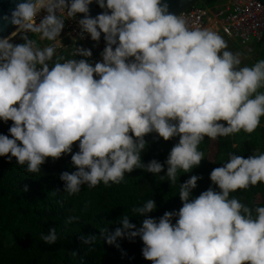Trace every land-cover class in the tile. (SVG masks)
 <instances>
[{
	"label": "clouds",
	"instance_id": "clouds-1",
	"mask_svg": "<svg viewBox=\"0 0 264 264\" xmlns=\"http://www.w3.org/2000/svg\"><path fill=\"white\" fill-rule=\"evenodd\" d=\"M93 3L104 10L95 17ZM4 19L16 30L0 37V121L12 122L0 134V158L40 174L49 160L70 156L75 170L59 175L69 196L85 186L120 185L137 169L171 187L179 177L178 211L152 218L157 204L148 199L131 210L139 226L124 214L115 231L104 229L107 244L139 238L151 264H264V206L231 195L264 182V152L230 153L210 173L219 191L193 196L202 177L180 183L179 176L204 161L206 137L252 134L261 126L264 59L242 66L223 36L189 25L165 0H19ZM69 20L79 25V39L98 45L103 35L100 61L76 40L68 56L58 54ZM17 36L22 43L13 42ZM152 134L178 138L164 163L143 160ZM40 238L53 245L59 236L53 227Z\"/></svg>",
	"mask_w": 264,
	"mask_h": 264
},
{
	"label": "trees",
	"instance_id": "trees-1",
	"mask_svg": "<svg viewBox=\"0 0 264 264\" xmlns=\"http://www.w3.org/2000/svg\"><path fill=\"white\" fill-rule=\"evenodd\" d=\"M227 0H204L198 5L213 8ZM19 43V40L17 41ZM65 55V53H60ZM66 56V55H65ZM264 59L260 56L247 66ZM11 121L6 125L0 121V134H8ZM149 149L143 154L145 163L157 159L164 163L171 148L178 138L165 142L156 134L146 137ZM204 153V161L192 173L181 172L180 183H184L190 175L202 177L193 196H198L209 187H218L210 180L211 171L222 166L229 154L243 155L245 158L264 152V118L261 126L252 134L243 131L235 136L221 137L217 140L205 138L200 145ZM74 151L78 148L74 147ZM166 165L165 173L166 174ZM43 172L32 174L20 166L13 158H0V264H151L142 255L143 242L139 238L134 241L118 240L109 245L103 239L105 228L115 231L118 225L113 224L122 215L133 218L132 222L139 226V216H134L132 208L141 206L148 199H155L157 211L151 213L152 218L163 216L166 211H178L182 207L179 199V177L174 186L137 169L126 175L125 182L120 185L106 187L103 184L69 196L64 193V184L59 175L64 171H74L71 157L64 156L60 160H49L42 166ZM27 187L28 191H24ZM249 207L264 206V182L248 190H238L231 194ZM70 216L79 219L67 223ZM56 228L59 239L53 245L45 244L41 234L48 229ZM81 235L96 237L92 245H86Z\"/></svg>",
	"mask_w": 264,
	"mask_h": 264
},
{
	"label": "built area",
	"instance_id": "built-area-1",
	"mask_svg": "<svg viewBox=\"0 0 264 264\" xmlns=\"http://www.w3.org/2000/svg\"><path fill=\"white\" fill-rule=\"evenodd\" d=\"M181 14L189 25L217 31L221 36L237 41L241 46H248L253 42L261 43L264 40V5L255 0H227L213 8L196 6ZM79 36L80 29L77 22L67 21L58 54L63 52L68 56L74 49V40H76L78 46L90 48L93 51V61H100V53L105 43L100 41L97 45L90 37L79 39ZM34 38L38 39V37ZM18 40L19 43L23 42L19 36L13 42L17 43ZM40 43L43 46L46 42ZM63 44L68 48L66 49ZM80 58L77 57V59Z\"/></svg>",
	"mask_w": 264,
	"mask_h": 264
},
{
	"label": "water",
	"instance_id": "water-1",
	"mask_svg": "<svg viewBox=\"0 0 264 264\" xmlns=\"http://www.w3.org/2000/svg\"><path fill=\"white\" fill-rule=\"evenodd\" d=\"M203 1L204 0H165V2L169 5V11L176 15H179L198 6ZM255 1H258L264 5V0ZM18 2L19 0H0V37L11 36V34L16 30L14 26H12L8 21L4 19V17L10 16L11 11L15 8L16 3ZM102 11L104 10L100 9L95 3L90 5V12L93 17H95ZM101 42L105 43L103 35L101 38Z\"/></svg>",
	"mask_w": 264,
	"mask_h": 264
},
{
	"label": "crops",
	"instance_id": "crops-1",
	"mask_svg": "<svg viewBox=\"0 0 264 264\" xmlns=\"http://www.w3.org/2000/svg\"><path fill=\"white\" fill-rule=\"evenodd\" d=\"M225 40L227 41V43L229 45V49L231 51H233V52H239L241 54L242 66L248 65L250 62H254L257 59V55L256 56H253V58H251L252 55H254V53H252V52L253 51H256V49L259 47L258 44L260 46H262L264 44V40L261 43H255V42H253V43H251L248 46H244L246 50L243 51V50H237L236 47H235V45L233 46L232 39L226 38ZM250 54H251V56H250Z\"/></svg>",
	"mask_w": 264,
	"mask_h": 264
},
{
	"label": "rangeland",
	"instance_id": "rangeland-1",
	"mask_svg": "<svg viewBox=\"0 0 264 264\" xmlns=\"http://www.w3.org/2000/svg\"><path fill=\"white\" fill-rule=\"evenodd\" d=\"M224 39H226V38H224ZM232 44H233V46L235 45L237 50H243V51L246 50L245 47L244 46H240V44L237 41L232 40ZM258 46L259 47L256 49V51L252 52V53H254V55H252L251 58H253V56H256V55H257V58H260L261 55L264 56V44L262 46H260L258 44ZM250 56H251V54H250Z\"/></svg>",
	"mask_w": 264,
	"mask_h": 264
}]
</instances>
